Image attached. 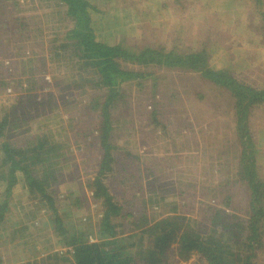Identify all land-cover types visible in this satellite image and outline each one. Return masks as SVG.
<instances>
[{"label":"rangeland","instance_id":"374dc122","mask_svg":"<svg viewBox=\"0 0 264 264\" xmlns=\"http://www.w3.org/2000/svg\"><path fill=\"white\" fill-rule=\"evenodd\" d=\"M87 1L97 8L93 20L102 43L124 40L140 49L163 47L181 53L206 49L211 67L264 89V0ZM65 14V7L55 0H0V121L8 116L9 136L18 145L27 130L39 128L71 150L60 164L61 181L54 193L61 227L85 234L100 226L104 207L94 200L88 185L98 173L100 156H94L95 150L92 155L78 151L74 138L84 129L98 142L104 111L116 147L115 170L104 182L123 210L131 209L128 203L135 204L134 213L140 212L136 219L145 214L148 220H158L167 215L173 201L179 205L176 213L195 225L210 215L202 199L217 194L230 196L231 204L243 207L247 194L238 181L242 147L236 121L224 111L233 106L229 93L203 82L199 74L139 66L152 75L140 86L123 83L116 99L107 103L96 76L81 70L71 53H66L67 59L54 56L73 27ZM158 114H163L159 120L154 118ZM249 131L257 176L264 181V108L251 111ZM2 157L0 143V163ZM129 171L143 177V185L125 182ZM155 183L170 189L166 194L170 202L150 204L154 197L150 185ZM5 188L6 183L0 182V202ZM12 191V212L0 231L4 263L72 264L63 259L61 253L68 249L59 244L56 216L46 202L30 197L20 182ZM113 222L129 228L130 221L121 217ZM89 237L97 240L95 235ZM133 242L132 237L125 240ZM33 248L41 251L28 258ZM198 258L192 255L179 264H203ZM256 264H264V255Z\"/></svg>","mask_w":264,"mask_h":264},{"label":"trees","instance_id":"16d2710c","mask_svg":"<svg viewBox=\"0 0 264 264\" xmlns=\"http://www.w3.org/2000/svg\"><path fill=\"white\" fill-rule=\"evenodd\" d=\"M55 1L65 7V16L72 20L73 27L66 32L58 47L59 51L54 56H64L67 59L66 53H71V58L80 65L81 70L90 71L96 76L97 87L101 92L107 93V103L111 104L116 99L123 83L136 82L140 86L152 75L140 70L139 66L146 70L155 66L199 74L203 82L206 80L224 91L223 93H229L233 106L224 111L225 116L236 121L237 142L242 147L238 161L241 177L238 181L244 183L240 186L244 188L247 200L243 207H237L231 204L230 196L221 198L217 194L206 197L207 200L202 201H207L204 204L210 209V215L204 218L205 221L196 222L195 225L189 224L185 215L176 213L179 205L173 201L171 205H174L167 215L158 220H148L145 214L136 219L135 215L140 212L134 213L135 204L128 203L127 206L131 209L123 210L110 195L104 182L108 174L115 170L113 165L116 149L110 140L107 113L104 111L98 142L90 131L84 132V129L78 131L74 138L78 151L86 150L91 154L95 150L94 156H100L98 173L88 185L94 200L100 201L104 207L103 216L97 230L89 228L85 234L71 233L61 227L62 222L57 217L54 206L57 202L54 193L60 184L63 170L60 164L71 150L68 151L64 143L51 141L50 133H40L39 128L33 132L27 130L21 145L16 144L9 136L11 127H8L10 120L7 116L0 121L3 154L0 182L6 183L5 199L0 202V231L6 221H9L7 216L12 212L9 199L13 188L20 182L30 197L46 202L56 216L53 222L61 237L59 244L68 249L61 254H64L63 259L71 260L72 264H179L188 261L192 255H197L203 264H256L261 254L264 255V181L257 176L256 158L251 150L255 143L249 131V117L253 109L264 108V89L258 90L244 84L227 70L211 67L206 49L181 53L176 49L167 51L163 47L140 49L124 40L102 43L97 38L96 21L93 20L97 12L94 5L87 0ZM257 3L260 4L261 1ZM154 70L156 69H152V72ZM162 116L163 114H158L154 118L159 120ZM128 173L130 177L125 182L133 180L143 185V177L134 172ZM150 187H153L154 196L149 200L150 204L161 206L163 202H170L171 198L166 195L170 189L158 183L151 184ZM219 205L222 208H218ZM117 217L130 221L129 228L122 227L123 224L119 222L114 223ZM130 232L134 233L129 234ZM91 235H95L97 240L91 242ZM128 237L134 238V242L125 243ZM124 243L133 248V251L127 250ZM40 251L33 248L34 254L27 257H37ZM4 262L0 255V264H5Z\"/></svg>","mask_w":264,"mask_h":264},{"label":"built area","instance_id":"2783aa9c","mask_svg":"<svg viewBox=\"0 0 264 264\" xmlns=\"http://www.w3.org/2000/svg\"><path fill=\"white\" fill-rule=\"evenodd\" d=\"M90 241H91V242H94V241H96V240L91 238V240H90Z\"/></svg>","mask_w":264,"mask_h":264},{"label":"crops","instance_id":"0c3cea01","mask_svg":"<svg viewBox=\"0 0 264 264\" xmlns=\"http://www.w3.org/2000/svg\"><path fill=\"white\" fill-rule=\"evenodd\" d=\"M53 251V250H52Z\"/></svg>","mask_w":264,"mask_h":264}]
</instances>
